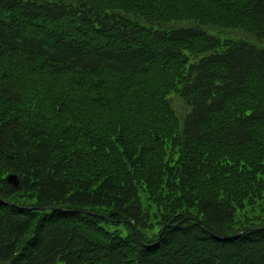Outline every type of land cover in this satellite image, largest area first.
Returning <instances> with one entry per match:
<instances>
[{"label":"trees","instance_id":"trees-1","mask_svg":"<svg viewBox=\"0 0 264 264\" xmlns=\"http://www.w3.org/2000/svg\"><path fill=\"white\" fill-rule=\"evenodd\" d=\"M263 214L264 0H0V264H264Z\"/></svg>","mask_w":264,"mask_h":264},{"label":"rangeland","instance_id":"rangeland-1","mask_svg":"<svg viewBox=\"0 0 264 264\" xmlns=\"http://www.w3.org/2000/svg\"><path fill=\"white\" fill-rule=\"evenodd\" d=\"M223 32L225 33L224 35H231V36H234V37H237V38H241V39H246V40L252 41V42L256 41V39L254 38L253 35L248 34V33L244 32V31H240V30H226V31H223ZM171 99H172V102H173L174 106L176 107L179 115L181 117H185L190 111L189 106L177 94L176 95H172ZM256 215H259V213H256Z\"/></svg>","mask_w":264,"mask_h":264},{"label":"water","instance_id":"water-1","mask_svg":"<svg viewBox=\"0 0 264 264\" xmlns=\"http://www.w3.org/2000/svg\"><path fill=\"white\" fill-rule=\"evenodd\" d=\"M9 183L14 187L17 188L20 185V179L16 174H10L8 177ZM93 214V213H92Z\"/></svg>","mask_w":264,"mask_h":264}]
</instances>
